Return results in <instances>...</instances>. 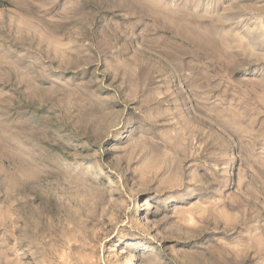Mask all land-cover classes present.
<instances>
[{
  "label": "rangeland",
  "instance_id": "1",
  "mask_svg": "<svg viewBox=\"0 0 264 264\" xmlns=\"http://www.w3.org/2000/svg\"><path fill=\"white\" fill-rule=\"evenodd\" d=\"M0 264H264V0H0Z\"/></svg>",
  "mask_w": 264,
  "mask_h": 264
},
{
  "label": "bare ground",
  "instance_id": "2",
  "mask_svg": "<svg viewBox=\"0 0 264 264\" xmlns=\"http://www.w3.org/2000/svg\"><path fill=\"white\" fill-rule=\"evenodd\" d=\"M22 189V188H21ZM23 195V194H22ZM26 199V198H25ZM109 211H111V210H109ZM107 212V211H106ZM117 212H118V210H117ZM224 252V251H223Z\"/></svg>",
  "mask_w": 264,
  "mask_h": 264
}]
</instances>
